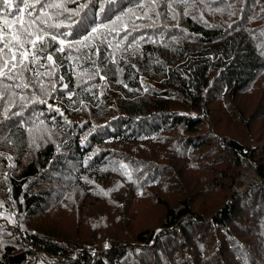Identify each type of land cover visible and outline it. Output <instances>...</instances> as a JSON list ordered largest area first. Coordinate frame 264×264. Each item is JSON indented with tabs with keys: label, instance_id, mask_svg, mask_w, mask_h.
<instances>
[{
	"label": "trees",
	"instance_id": "1",
	"mask_svg": "<svg viewBox=\"0 0 264 264\" xmlns=\"http://www.w3.org/2000/svg\"><path fill=\"white\" fill-rule=\"evenodd\" d=\"M81 4L59 31L136 0L66 7ZM159 5L155 26L101 30L118 49L49 39L53 98L0 114V264H264V0L174 5L175 20ZM246 162L256 183L238 189Z\"/></svg>",
	"mask_w": 264,
	"mask_h": 264
},
{
	"label": "snow or ice",
	"instance_id": "2",
	"mask_svg": "<svg viewBox=\"0 0 264 264\" xmlns=\"http://www.w3.org/2000/svg\"><path fill=\"white\" fill-rule=\"evenodd\" d=\"M201 2L203 0H164L166 9L172 13L174 20L180 15L174 5H182L183 15L188 16L192 15L190 11L192 6ZM66 3L67 0H0V114H3L6 119L11 116H21L30 103L47 104L48 100L53 98L41 79V77L51 76L55 73L56 61L53 59V54L48 52L46 56L41 55L51 46L48 43L49 39L59 45L58 48L53 49L57 52H64L66 48L78 50L77 46H93V41L96 39L107 41L110 47L118 49L126 37H121L113 45L108 40V36L103 34L102 29H109V34L115 31L119 36V29L116 25L117 22L123 21L124 17H129L132 28L136 29L141 25L136 24L135 20H148L151 22V26H155L156 20L166 14L163 11H157L160 6L159 0H151L147 4L144 3V0H136L134 7H129L127 11L116 15L109 23H92L90 28H85L82 35L77 36L73 31H59V29L62 27L70 29L74 25L82 23V20L75 18L80 16V8H84L86 5L81 4L77 9H69L66 7ZM145 8L148 10L142 14H137L134 10ZM132 16L135 17V20L131 19ZM176 26H179L178 21ZM124 31H128L126 24ZM136 43L139 44V41ZM98 52L97 48L96 54ZM41 59L50 62L53 67L49 68L46 64H40ZM41 68L44 69L43 72L40 71ZM98 73L99 67L95 74ZM100 79L103 80L104 76H100ZM34 80L35 85L33 84ZM48 83L51 84L52 89H56L57 85L54 80H49ZM61 87L67 88V85L63 84ZM33 88H38L39 94L32 90ZM71 95L69 93V98ZM48 107L59 115H64L61 108L51 104ZM13 108L16 111H13ZM40 123L44 122L40 121ZM128 167L126 164L120 165V169L124 170L123 175L131 181L132 173ZM6 176L7 174H5ZM104 195L107 196L108 193L105 192ZM2 206L0 204V207Z\"/></svg>",
	"mask_w": 264,
	"mask_h": 264
},
{
	"label": "rangeland",
	"instance_id": "3",
	"mask_svg": "<svg viewBox=\"0 0 264 264\" xmlns=\"http://www.w3.org/2000/svg\"><path fill=\"white\" fill-rule=\"evenodd\" d=\"M251 176L253 177V175H252L251 172H250V173H248V172L246 173V171H243L242 174H241V176L239 177V179L236 181L235 186H236L238 189L243 188V187H239L238 182L241 180V186H242V184H247L248 181H249V182L251 181V179H252Z\"/></svg>",
	"mask_w": 264,
	"mask_h": 264
},
{
	"label": "built area",
	"instance_id": "4",
	"mask_svg": "<svg viewBox=\"0 0 264 264\" xmlns=\"http://www.w3.org/2000/svg\"><path fill=\"white\" fill-rule=\"evenodd\" d=\"M245 164H246V166H247V171H246V173H247V172H248V173L252 172V166H251V164H250L249 162H246ZM251 177H252V176H251ZM250 182L256 183V180L252 177V179H251ZM250 182L248 181L247 184H242V186H241V180H240V181L238 182V185H239V187H246V186H248V185L250 184Z\"/></svg>",
	"mask_w": 264,
	"mask_h": 264
},
{
	"label": "bare ground",
	"instance_id": "5",
	"mask_svg": "<svg viewBox=\"0 0 264 264\" xmlns=\"http://www.w3.org/2000/svg\"><path fill=\"white\" fill-rule=\"evenodd\" d=\"M253 172V171H252ZM254 173V172H253ZM24 208V207H23ZM28 208H29V206H28Z\"/></svg>",
	"mask_w": 264,
	"mask_h": 264
}]
</instances>
